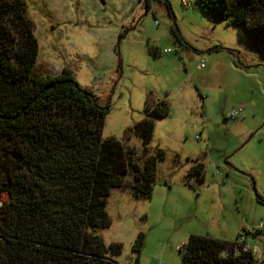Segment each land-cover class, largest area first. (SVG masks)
<instances>
[{
  "label": "rangeland",
  "instance_id": "rangeland-1",
  "mask_svg": "<svg viewBox=\"0 0 264 264\" xmlns=\"http://www.w3.org/2000/svg\"><path fill=\"white\" fill-rule=\"evenodd\" d=\"M192 1L184 7L182 0H25L39 41L38 71L54 76L68 68L110 105L104 138L143 157V141L130 130L145 119L147 98L170 104L149 145L151 155L166 154L152 198L137 200L128 189L108 197L112 225L98 235L107 247L123 245L120 264H135L139 233L146 240L138 264H182L180 250L192 235L233 243L245 230L264 233L257 202V194L264 197V55L241 30L212 21ZM234 110L241 111L229 119ZM197 159L206 166L203 184L188 176V161ZM6 202L4 194L0 206ZM247 238L262 258L264 235Z\"/></svg>",
  "mask_w": 264,
  "mask_h": 264
},
{
  "label": "trees",
  "instance_id": "trees-1",
  "mask_svg": "<svg viewBox=\"0 0 264 264\" xmlns=\"http://www.w3.org/2000/svg\"><path fill=\"white\" fill-rule=\"evenodd\" d=\"M192 3L212 21L241 30L248 45L264 55V0ZM172 33L187 45L178 28ZM38 60L39 41L25 0H0V202L4 194L9 197L0 206V264H120L116 257L123 245L107 247L98 235L112 225L108 197L128 189L137 200L152 198L166 154L158 149L151 155L149 145L155 121L169 117L170 104L147 98L145 119L130 130L143 141L140 157L125 143L103 137L109 104L68 68L42 76ZM188 162V176L203 184L205 164ZM257 202L264 206V197L257 194ZM263 235L245 230L233 243L192 235L180 250L182 264H264L247 242V236ZM145 240L139 233L133 243L135 264Z\"/></svg>",
  "mask_w": 264,
  "mask_h": 264
},
{
  "label": "built area",
  "instance_id": "built-area-1",
  "mask_svg": "<svg viewBox=\"0 0 264 264\" xmlns=\"http://www.w3.org/2000/svg\"><path fill=\"white\" fill-rule=\"evenodd\" d=\"M183 5L188 6L189 4H187L186 2H183ZM171 52H172V49L165 50V53H171ZM204 66H205V65L202 64V65H201V68H203ZM240 111H241V110H234V111H232V112L229 114L228 117H229L230 119H233V120H234V119H236V118L238 117ZM258 227L261 229V228L264 227V225H263V224H260ZM245 240H246L245 238H242V239H241V243H243ZM249 247H250V246L248 245L247 248H249ZM254 252H255L256 254L258 253V251L255 250V249H254ZM263 256H264V255H263ZM263 256H262V257H263Z\"/></svg>",
  "mask_w": 264,
  "mask_h": 264
},
{
  "label": "crops",
  "instance_id": "crops-1",
  "mask_svg": "<svg viewBox=\"0 0 264 264\" xmlns=\"http://www.w3.org/2000/svg\"><path fill=\"white\" fill-rule=\"evenodd\" d=\"M237 76L240 77V78H247L248 81H253V83H254L255 80L257 79V77L254 76V75H253V76H251V75H244V74H242V73H241L240 75L238 74ZM256 83H257V86H258V85H259V84H258V81H257ZM254 92H255L256 95H257V94H260V92H258V88H257L256 90L254 89V90L252 91V93H254ZM252 96H253V95H252ZM261 96H263L262 93H261ZM245 107H246V106H245ZM260 224H263V225H264V223H262V222H261ZM260 224H259V225H260ZM259 225H258V226H259ZM247 242H248V238H247ZM249 245H250V244H249ZM253 248H254V247H253ZM254 249L257 250L256 248H254ZM263 254H264V253H263ZM259 255H261V253H260Z\"/></svg>",
  "mask_w": 264,
  "mask_h": 264
}]
</instances>
